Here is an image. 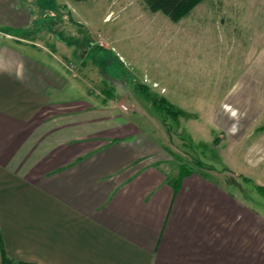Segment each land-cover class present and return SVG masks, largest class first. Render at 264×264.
Wrapping results in <instances>:
<instances>
[{
  "label": "crops",
  "instance_id": "crops-1",
  "mask_svg": "<svg viewBox=\"0 0 264 264\" xmlns=\"http://www.w3.org/2000/svg\"><path fill=\"white\" fill-rule=\"evenodd\" d=\"M35 3L0 0V264H264V211L208 172L178 181L180 162L134 118L137 86H92L79 21ZM229 88L238 108L212 118L258 167L264 67ZM240 171L218 174L260 183Z\"/></svg>",
  "mask_w": 264,
  "mask_h": 264
},
{
  "label": "rangeland",
  "instance_id": "rangeland-1",
  "mask_svg": "<svg viewBox=\"0 0 264 264\" xmlns=\"http://www.w3.org/2000/svg\"><path fill=\"white\" fill-rule=\"evenodd\" d=\"M63 2L36 0L34 5L49 18L56 4L59 13L79 21L75 35L82 30L85 38L74 40L72 48L78 53L88 50L86 61L95 64L93 76L86 75L90 84L97 85L100 76L116 92L122 85L137 86L138 92L126 93L136 109L134 118L170 149L173 166L182 159L189 165L200 160L204 172L216 175L264 211V195L256 183L243 180L245 175L239 172L218 174L237 167L264 185V171L258 170L264 160L250 167L254 156L246 161L240 156L246 141L233 149L212 118L238 108L227 92L247 64L264 67V0H201L177 21L148 10L143 0H80L72 6L67 2V8ZM156 96L183 113L171 114L169 108L157 106ZM256 122L261 125L252 139L264 129V114Z\"/></svg>",
  "mask_w": 264,
  "mask_h": 264
},
{
  "label": "trees",
  "instance_id": "trees-1",
  "mask_svg": "<svg viewBox=\"0 0 264 264\" xmlns=\"http://www.w3.org/2000/svg\"><path fill=\"white\" fill-rule=\"evenodd\" d=\"M80 1V0H77ZM201 0H143L145 7L150 11H161L163 14L168 16L171 20L177 21L182 16H184L196 3L200 2ZM143 88H146L145 85L141 84ZM154 104L159 105L163 108H169V112L172 114H182L183 112L178 108L169 107L168 101L163 96H156ZM264 128V126H263ZM193 171H198L200 174L205 175L204 171L202 170V162L197 159H193L192 164L189 165L183 159L179 163V170H178V181L183 175H187L192 173ZM242 179L248 182L253 183V181L245 176H242ZM256 190L259 194L264 195V186L259 184H254ZM6 256L2 254V263L6 264Z\"/></svg>",
  "mask_w": 264,
  "mask_h": 264
},
{
  "label": "built area",
  "instance_id": "built-area-1",
  "mask_svg": "<svg viewBox=\"0 0 264 264\" xmlns=\"http://www.w3.org/2000/svg\"><path fill=\"white\" fill-rule=\"evenodd\" d=\"M123 108H125V106H122Z\"/></svg>",
  "mask_w": 264,
  "mask_h": 264
}]
</instances>
